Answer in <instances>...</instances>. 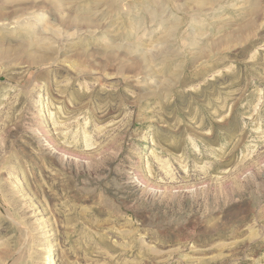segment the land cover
Here are the masks:
<instances>
[{
    "label": "rangeland",
    "instance_id": "rangeland-1",
    "mask_svg": "<svg viewBox=\"0 0 264 264\" xmlns=\"http://www.w3.org/2000/svg\"><path fill=\"white\" fill-rule=\"evenodd\" d=\"M0 264H264V0H0Z\"/></svg>",
    "mask_w": 264,
    "mask_h": 264
}]
</instances>
